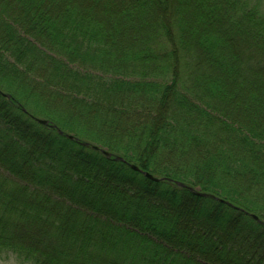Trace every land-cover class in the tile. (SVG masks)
I'll return each mask as SVG.
<instances>
[{"label": "trees", "instance_id": "1", "mask_svg": "<svg viewBox=\"0 0 264 264\" xmlns=\"http://www.w3.org/2000/svg\"><path fill=\"white\" fill-rule=\"evenodd\" d=\"M9 254L32 264H264L258 3L0 0Z\"/></svg>", "mask_w": 264, "mask_h": 264}, {"label": "water", "instance_id": "2", "mask_svg": "<svg viewBox=\"0 0 264 264\" xmlns=\"http://www.w3.org/2000/svg\"><path fill=\"white\" fill-rule=\"evenodd\" d=\"M2 95L6 96V97H9V95H8L7 93H2ZM36 121L39 122V123H42V124H48V121L45 120V119L36 118ZM68 136H69L70 138H73L72 135H68ZM96 148H97V147H96ZM101 150H102V152H104V154H105L106 156H110V153H109V152H107V151L104 150V149H101ZM114 159L122 160V158H120V157H118V156H115ZM130 167H131L132 169H134V170L140 171L142 174H144L146 177L150 178V179L153 180V181H159V180H164V179H166V178L155 177V176H153L151 173L139 169V168H138L136 165H134V164H130ZM168 180H169V179H168ZM174 183H176L178 186H185L183 183H181V182H179V181H174ZM199 194H200V195H206L205 193H199ZM251 216H252L253 218H255L256 220L260 221L256 215L251 214Z\"/></svg>", "mask_w": 264, "mask_h": 264}, {"label": "rangeland", "instance_id": "3", "mask_svg": "<svg viewBox=\"0 0 264 264\" xmlns=\"http://www.w3.org/2000/svg\"><path fill=\"white\" fill-rule=\"evenodd\" d=\"M259 4V7L264 10V0H251ZM40 117V116H39ZM199 188L197 187L196 190ZM0 264H32L30 262H21L17 257L12 254L9 255H0Z\"/></svg>", "mask_w": 264, "mask_h": 264}]
</instances>
